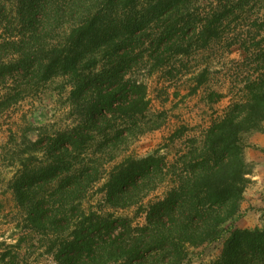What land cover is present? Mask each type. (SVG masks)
<instances>
[{"label": "trees", "instance_id": "16d2710c", "mask_svg": "<svg viewBox=\"0 0 264 264\" xmlns=\"http://www.w3.org/2000/svg\"><path fill=\"white\" fill-rule=\"evenodd\" d=\"M263 1L0 0V91H7L0 115L57 76L74 110L66 128L39 129L31 143L47 163L12 182L25 227L46 239L57 264H185L191 248L207 251L205 264H264V227L235 226L249 173L242 135L260 131L264 121V44L253 35L236 38L258 63L245 94L189 142L165 194L141 205L144 223L83 204L106 174L103 159L113 160V150L141 131L146 87L127 75L144 54L163 64L169 54L207 46L222 19ZM255 22L264 29V19ZM96 136L105 141L91 157ZM167 166L158 148L126 156L106 175L103 201L125 207L144 199ZM17 258L0 253L3 264H19Z\"/></svg>", "mask_w": 264, "mask_h": 264}, {"label": "rangeland", "instance_id": "374dc122", "mask_svg": "<svg viewBox=\"0 0 264 264\" xmlns=\"http://www.w3.org/2000/svg\"><path fill=\"white\" fill-rule=\"evenodd\" d=\"M262 4L252 5V10L248 7L238 17L222 19L219 35L207 46L169 54L163 64H155L144 54L130 70L127 77L146 87L148 108L141 131L123 147L113 150V160L103 159L106 174L88 189L83 202L85 207L128 217L134 224L144 223L141 205L165 194L170 186L171 168L178 163L189 142L200 137L214 119L221 117L245 94L243 85L255 74L253 70L258 63L236 43V38L253 35L256 41L261 40L264 44V29L251 25L264 19V1ZM65 83L64 78L53 77L10 104L0 115V253L16 255L19 264H57L52 254L46 251V239L25 227L12 182L25 169L32 170L47 163L45 156L34 151L31 143L40 128L52 132L71 124V111L74 110L67 100L69 88ZM5 93L7 91L1 90L0 97ZM257 132L242 135L243 144L248 146L251 136ZM174 133L177 134L173 136ZM103 141L105 136H96L87 153L91 157L98 156L99 144ZM157 148L168 165L163 182L157 183L155 190L147 193L144 199L125 207L104 202L102 186L108 172L126 156L144 157ZM247 167L250 171L248 164ZM258 211L249 221L255 219L257 225L254 228H263L264 208ZM197 252V248H191L189 253L193 255L185 264L208 262L207 251L201 256Z\"/></svg>", "mask_w": 264, "mask_h": 264}, {"label": "crops", "instance_id": "0c3cea01", "mask_svg": "<svg viewBox=\"0 0 264 264\" xmlns=\"http://www.w3.org/2000/svg\"><path fill=\"white\" fill-rule=\"evenodd\" d=\"M243 156L250 166L247 175L249 181L240 202L239 214L242 216L235 218V226L253 229L257 222L255 219L250 222L249 219L253 220L251 216L255 215L256 210L261 212L264 208V121L262 129L252 135L249 145L244 147Z\"/></svg>", "mask_w": 264, "mask_h": 264}]
</instances>
